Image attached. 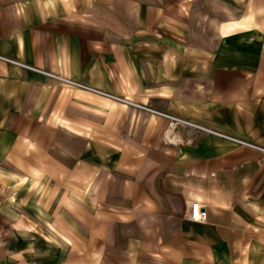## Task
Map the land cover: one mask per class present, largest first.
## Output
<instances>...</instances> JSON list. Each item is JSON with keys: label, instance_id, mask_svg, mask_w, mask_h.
Listing matches in <instances>:
<instances>
[{"label": "crops", "instance_id": "obj_1", "mask_svg": "<svg viewBox=\"0 0 264 264\" xmlns=\"http://www.w3.org/2000/svg\"><path fill=\"white\" fill-rule=\"evenodd\" d=\"M0 57L95 89L0 60V264H264V0H0Z\"/></svg>", "mask_w": 264, "mask_h": 264}, {"label": "built area", "instance_id": "obj_2", "mask_svg": "<svg viewBox=\"0 0 264 264\" xmlns=\"http://www.w3.org/2000/svg\"><path fill=\"white\" fill-rule=\"evenodd\" d=\"M0 60L5 61V62L10 63V64L17 65L19 67H22L23 69H27V70L39 73V74H41V75H43V76H45V77H47L49 79L56 80V81H61V82H66V83H69V84L74 85L76 87L83 88L81 85L65 81L64 79H62V78H60V77H58V76H56L54 74L48 73L46 71L35 69L33 67H29V66L23 65L21 63H18L16 61H12L10 59H6L4 57H0ZM130 105H133V104L130 103ZM133 106H135V105H133ZM136 107L139 108V109L146 110L148 112L155 113V114L161 116L163 119L166 120L167 126H166V129H165L164 135H163V140H164V143L167 144V145L177 146V145L181 144L182 139H181V136H180V132H182L185 129H194V130H197V131H202L204 133H209V134H215V135H218V136H222V135H220V134H218V133H216L214 131H210L208 129H205V128H203V127H201L199 125H196V124H194V123H192L190 121H187L185 119L178 118V117L166 114V113L158 112V111L152 110L150 108L139 106V105H136ZM230 140H234V139H230ZM189 217H190V219L192 221H194L196 223H204V222H206L207 221L206 207H204L199 202L192 203L190 205V216Z\"/></svg>", "mask_w": 264, "mask_h": 264}, {"label": "rangeland", "instance_id": "obj_3", "mask_svg": "<svg viewBox=\"0 0 264 264\" xmlns=\"http://www.w3.org/2000/svg\"><path fill=\"white\" fill-rule=\"evenodd\" d=\"M78 85H81L82 87H84V88H82V89H85L86 88V90L87 89H92L91 87H89V86H87V85H84V84H81V83H77ZM79 89V88H78ZM92 90H95V89H92ZM106 94H108L109 96H112V97H115L113 94H110V93H106ZM126 105V104H125Z\"/></svg>", "mask_w": 264, "mask_h": 264}]
</instances>
